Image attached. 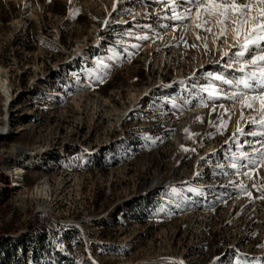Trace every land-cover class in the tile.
I'll use <instances>...</instances> for the list:
<instances>
[{
  "label": "rangeland",
  "instance_id": "obj_1",
  "mask_svg": "<svg viewBox=\"0 0 264 264\" xmlns=\"http://www.w3.org/2000/svg\"><path fill=\"white\" fill-rule=\"evenodd\" d=\"M104 1L71 10L48 0L37 18L0 0V65L12 84L8 108L0 88V178L45 146L26 186L0 198V264H264V159L249 184L222 194L211 183L238 173L242 127L214 111L195 135L180 130L192 104L214 106V93L185 82L213 76L212 60L197 67L181 52L155 54L141 39L154 10L124 8L123 20L107 17ZM41 176L53 210L33 193Z\"/></svg>",
  "mask_w": 264,
  "mask_h": 264
},
{
  "label": "bare ground",
  "instance_id": "obj_2",
  "mask_svg": "<svg viewBox=\"0 0 264 264\" xmlns=\"http://www.w3.org/2000/svg\"><path fill=\"white\" fill-rule=\"evenodd\" d=\"M15 3L21 8V14L23 15L25 11L29 12L30 15H35V17L39 18L38 14L41 13L45 8V2H41V0H13ZM51 1V0H50ZM69 8L75 9L79 8V0H66ZM52 3V2H51ZM108 3H110L111 7H108ZM125 3V4H124ZM115 6V10H114ZM192 6L191 4L186 5V8ZM136 7L138 10L149 7L154 10L151 17V25L147 26L144 29L146 32L145 37H147V41L150 45L154 46L155 54L165 53L172 54L173 52H181L180 55H184V59H186L189 63L191 62L195 66H199V64H203L204 56L208 57V60H212L209 64V69L212 71L211 77H206L207 79L202 80L199 77L192 76L191 78L185 79V82H195L198 81L200 83L201 88L204 87L206 90H210L209 92L214 93L213 102L214 106H204L201 107L199 104H192L191 110L187 112L185 115V120L182 122L180 126L181 131H186V138L191 137L192 134L195 135L197 131L200 129L199 120L203 119L201 117L212 114L214 111L218 112L221 120L225 122H229L232 124V127L238 129L242 127L243 132H237V139L240 142V146H236L238 150L237 157V174L232 175L231 177L216 181L211 183L214 188H219V191L223 194L228 188L230 189V185L233 183H241L242 185L247 184L249 182V178L253 172L255 165H248L244 167V165L248 164V155H254L251 157L252 160L256 161V157L260 159H264L260 155L261 152H264V140L260 138V135L252 136L251 134H243L244 131H252L261 133L264 132V126L260 124H252L249 122L252 119H260V102L249 101L253 104V107L249 109L246 104L243 102L244 99L248 96H253L258 94L257 91H252L244 88L242 84H238L240 79L247 78V72L256 70L254 68H246L245 72H240L239 68L241 66L240 63H232L235 59L232 56V52H229L228 56H225L224 53L233 47H230L234 44V33L232 31V25L229 24L227 28L226 35H221L220 25L215 22V20H211L206 27V24H203V17L200 19L197 18L195 9L192 8V12L188 15L190 18V31L187 32L188 26H186V19H184V12H180L179 3H172V0H168L167 3L164 0H105L104 8L107 12V17H113L116 13H120L123 20H126L125 10L122 9H130ZM131 8V9H132ZM175 8V14L181 15L183 19L176 20L173 19V11ZM135 9V8H134ZM187 10V9H186ZM185 10V11H186ZM135 16V14H133ZM187 16V15H186ZM107 19H105V22ZM19 22V21H18ZM202 24L201 27H197V24ZM153 27V28H150ZM17 28V27H16ZM197 28H203L201 30H197ZM210 28L212 31L209 32L206 29ZM13 34V32H12ZM140 34L143 36V31H140ZM221 36L223 37L221 39ZM148 44V45H149ZM262 47H264V42H262ZM80 47H78L79 49ZM233 53L235 51L240 50L239 48L233 49ZM76 54V52H75ZM77 55V54H76ZM244 59H249V57H245ZM206 60V59H204ZM209 62V61H208ZM232 64L231 67L227 65ZM200 67V66H199ZM235 67V68H234ZM199 70V69H197ZM203 70V69H202ZM201 72V70H199ZM197 73V72H196ZM222 77L223 79H216V77ZM163 79L165 76H161ZM202 81H200V80ZM165 80V79H164ZM10 75L6 68L0 65V88L2 90V94L6 97L5 103L8 108L11 101V85L10 84ZM225 81H231V83H226ZM183 82L184 84H186ZM197 83V82H196ZM235 94V99H230V97ZM244 95V98L242 97ZM133 98H137L136 94L132 95ZM198 103V102H197ZM77 104V103H76ZM213 104V103H212ZM79 105V103L77 104ZM248 109H246V108ZM232 112V113H231ZM8 113V112H7ZM201 118V119H200ZM4 122V120H3ZM6 124V123H3ZM7 125V124H6ZM254 126V127H253ZM5 127V126H3ZM0 126V130L4 129ZM247 127V129H246ZM21 129V128H20ZM3 134H0V136ZM182 139V140H181ZM187 140V139H185ZM176 141L182 142L184 141L182 135H178ZM259 141V142H258ZM187 142V141H186ZM249 143V144H248ZM49 145V143H48ZM247 145V146H246ZM248 146L250 149H248ZM42 146V151L37 154H32L31 157H26L25 159H16L14 160L13 166L9 167V171L12 175V187L22 188L25 186L24 176L27 172V168L31 167H39L43 162L41 159L45 158L44 148ZM212 146L209 147V149ZM258 150V151H256ZM211 152V151H210ZM16 153V149L13 147L12 150H4L2 152L3 156L9 157ZM247 154V157L244 154ZM48 159V158H47ZM56 164L54 159L50 158V165L53 166ZM207 166L206 168H202L200 175L198 177H202L203 180L207 179L210 175V171ZM32 169V168H31ZM245 173H250V175H245ZM39 175V174H38ZM41 175V174H40ZM41 180H39L33 189V193L36 195V200L39 207H44L46 209H52V205L49 201V198L52 195V185L50 180L46 176H41ZM75 179H78V175L75 176ZM212 182V181H211ZM159 183V182H157ZM156 184V183H155ZM249 184V183H248ZM153 185V184H152ZM157 185V184H156ZM198 187V186H197ZM208 186H199L197 188L200 192H212V190L207 189ZM237 187V186H236ZM0 191V198H7V195ZM227 192V191H226ZM236 192V191H235ZM243 192V191H242ZM240 191L236 192V195L240 197ZM220 194V193H219ZM235 195V197H236ZM188 201V200H187ZM190 201V200H189ZM192 201H196L192 199ZM47 211V210H46ZM184 264L183 262H181Z\"/></svg>",
  "mask_w": 264,
  "mask_h": 264
},
{
  "label": "snow or ice",
  "instance_id": "obj_3",
  "mask_svg": "<svg viewBox=\"0 0 264 264\" xmlns=\"http://www.w3.org/2000/svg\"><path fill=\"white\" fill-rule=\"evenodd\" d=\"M164 2L167 3L168 0H164ZM172 3H179L181 6L185 3L191 4L195 9L197 18L203 17V24L215 20L220 25L221 35H226L229 24L233 26L234 44L230 47H238L240 50L232 53L235 58L232 63H240L239 71L242 73L249 67L256 69L248 71L247 78L238 81V84H242L246 89L258 90L257 95L248 96L243 102L251 109L253 104L249 101L259 100L260 119H252L250 123H258L264 126V47H262V42H264V0H172ZM172 11L174 13L173 19H183L181 15L175 14V8ZM201 26L202 24H197V27ZM206 30L212 31L210 28ZM141 39H147V37H141ZM224 55L228 56L229 52L226 51ZM246 56L249 59H244ZM227 66L231 67L232 64ZM216 79L223 78L218 76ZM225 82L231 83V81ZM230 99H235V94ZM250 134L254 137L257 135L264 136V132H252ZM260 155L264 157V152H261ZM244 156L247 157V154L245 153ZM256 163L255 160L249 158L248 164L244 167ZM261 163H264V160ZM232 167L236 168V164H233ZM245 175H250V173H245ZM236 264H242L241 260L237 259Z\"/></svg>",
  "mask_w": 264,
  "mask_h": 264
},
{
  "label": "built area",
  "instance_id": "obj_4",
  "mask_svg": "<svg viewBox=\"0 0 264 264\" xmlns=\"http://www.w3.org/2000/svg\"><path fill=\"white\" fill-rule=\"evenodd\" d=\"M6 120H10V118H7ZM10 123V122H9ZM9 131H7V133H8ZM29 156V153L28 154H24V157L25 156ZM3 158H7L6 156H3ZM23 158V157H22ZM21 158V159H22ZM55 158V157H54ZM60 158V157H59ZM59 158H55V160L57 161V163H56V166L58 165V160H59ZM47 165H48V163H46ZM56 166H55V168H56ZM51 169H54V168H51ZM33 170L32 169H30L26 174H25V177H24V181L23 182H25V184H26V176L27 175H29L30 174V172H32ZM45 171H50V169H46ZM2 179H1V182H2V184H4V185H6L5 183H7V185L6 186H3L1 189H0V191H3L2 193H4V194H6V195H8V193H10V191L12 190V189H14L15 187H12V184H13V181H12V175H11V173L10 172H8V173H5V174H2ZM26 186V185H25ZM24 186V187H25Z\"/></svg>",
  "mask_w": 264,
  "mask_h": 264
}]
</instances>
